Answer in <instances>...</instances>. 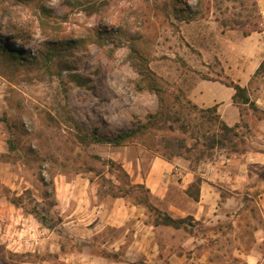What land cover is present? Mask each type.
<instances>
[{
    "label": "rangeland",
    "instance_id": "374dc122",
    "mask_svg": "<svg viewBox=\"0 0 264 264\" xmlns=\"http://www.w3.org/2000/svg\"><path fill=\"white\" fill-rule=\"evenodd\" d=\"M240 1L209 0L208 11L196 20L176 15L173 0L10 5L11 15L0 17V155L7 154L9 138L21 155L11 153L8 162L0 157V264H171L173 253L182 255L176 264H264V131L258 113L224 104L231 102L232 90L223 84L229 81L245 87L254 103L264 102V74H255L264 61V0ZM181 2L193 9L196 0ZM245 18L260 30L244 36L222 24ZM145 69L168 103L183 95L199 108L216 105L227 124L240 110V149L248 154L213 152L194 166L182 157L167 160L162 137L193 143L181 123L173 124L174 131L158 124L119 147L79 140L83 131L88 138L126 132L157 111L159 96L137 87L138 72ZM175 106L182 119L193 125L199 120L200 130H207L197 114ZM95 156L119 163L132 183L149 190V200L190 198L181 176L189 172L213 187L202 198H220L221 204L193 223V238L183 229L153 231L144 207L105 192L102 178L117 182ZM40 177H52V207L42 197ZM13 196L23 197L24 208L46 214L51 229L13 206ZM21 228L34 236L15 238ZM15 239L36 244L14 248Z\"/></svg>",
    "mask_w": 264,
    "mask_h": 264
},
{
    "label": "trees",
    "instance_id": "16d2710c",
    "mask_svg": "<svg viewBox=\"0 0 264 264\" xmlns=\"http://www.w3.org/2000/svg\"><path fill=\"white\" fill-rule=\"evenodd\" d=\"M8 1L9 5L4 6V2ZM176 4L175 14H181L187 20H196L204 17L206 11H208L209 0H196L195 6L193 9L185 6L181 0H173ZM250 1V0H245ZM27 0H0V17H6L11 15L10 5H26ZM241 5H244V1H240ZM252 5H256L255 2H252ZM183 6V7H182ZM42 12L46 11L45 7L41 8ZM184 19V18H182ZM44 19H40L39 24L41 26L44 25ZM222 24L226 27H230V29L237 28L239 29L244 36L250 35V33L254 31H259L257 23H251L248 18L244 20H223ZM17 35L20 36L18 33ZM3 51L5 49H2ZM10 57L18 61L20 57H18L16 51H10ZM255 74H264V61L257 67L255 70ZM139 80L137 87L139 90H148L150 92H154L159 96V107L157 111L153 114H148L146 116L145 122H139L136 127L131 128L126 132H119L114 135H107L104 137H96L90 136L88 138L87 132L83 131L81 135L78 136V139L86 142L87 139L94 141L95 143L106 144L113 147H119L126 145L131 142L135 138H139L147 134V131L151 128L156 127L158 124L166 125L170 131H174V123H181V128L184 132L190 131V136L193 139V143L189 146L186 145L185 138H179L178 136H168L162 137L160 139V145L163 149V157L167 160L172 159L173 157H182L188 161L189 166L196 165L200 160L205 158H210L213 155V152L222 151L229 154H243L246 153L245 149H240V145H242L243 135L239 132L240 123L236 122L233 125L226 124L220 117L217 112V106L213 105L208 108H199L196 104L192 103L190 100H187L183 95L174 96L172 103H168L164 100V93L161 88L157 85L155 76L149 69L140 70L138 72ZM226 87L231 88L233 90V94L231 96V103L233 106L237 108L241 107H249L254 113H258L259 120L264 121V110L259 109L256 104L251 100L248 91L245 87L240 86L238 83L233 81L223 83ZM177 105L178 108L187 107L190 109V113L194 116H198L197 120L200 119L208 124L207 130H200L201 124L198 120L194 125L191 124V121L182 119L179 112L175 108ZM242 114L239 110V116ZM72 121V118H70ZM190 125H192L193 129L189 130ZM78 130L79 127H76ZM12 138L7 140V154H1V160L4 162H8L10 159V154L15 153L13 157L20 154V149L15 147L13 144ZM95 159L100 161L101 163H105L107 165L108 170L113 174L114 179L117 183H113L112 181L105 180L102 178V181L108 185V190L105 191L109 195L113 197H127L131 198L135 203L134 205L142 206L146 209L148 214L152 217V226H168L174 229H183L184 231L191 233L193 229L188 226V223L193 219L190 216L183 218L172 217L169 214L159 210L156 206H154L148 197L149 190L145 188L143 184H134L129 178L127 172L123 169V167L111 160H102L99 156H95ZM81 171H92L89 168H81ZM52 176V175H50ZM43 187V199L50 198L47 202L49 207L54 206V186L52 177H49V180H45L44 178H39ZM201 179H194L185 189V194L192 198L194 201H197L199 198V190H200ZM100 189V187H99ZM22 196H13L10 198L9 202L15 207H21L26 213L32 215L36 221L39 222L45 228L51 229L49 222L50 218L46 214H44L40 209L35 206L31 208H24L22 203ZM99 255L105 256L107 258H116L115 254H108L104 251H99ZM17 255V254H14ZM22 255V254H21Z\"/></svg>",
    "mask_w": 264,
    "mask_h": 264
},
{
    "label": "crops",
    "instance_id": "0c3cea01",
    "mask_svg": "<svg viewBox=\"0 0 264 264\" xmlns=\"http://www.w3.org/2000/svg\"><path fill=\"white\" fill-rule=\"evenodd\" d=\"M232 94H233V90H232V92L228 93L230 98H231ZM255 103H256V105H257V107L259 109L264 110V102L262 101V99L257 98ZM224 104L231 105V102L230 103L226 102ZM220 108H221V105L218 108L219 112H220ZM221 119H222V115H221ZM236 122H239V113H238V116H237V120L233 121L232 123H228V125H233ZM258 124H259L258 127L260 129H263V131H264V121L259 120ZM246 154H248V153H243V154H241V156L245 157ZM227 160H230V158H228ZM183 167H186V164H184V162H183ZM242 172H244V170H242ZM190 175L191 174L189 172H185V174H181V176L183 178V181H184V186H188L192 182L193 179L191 178L192 176H190ZM211 189H213V187L210 186L208 184V182H206V181L201 179L200 190H199V198H198L197 201H194L192 198H150V202L154 206H156L159 210L169 214L172 217L183 218V217L190 216L193 220L188 223V226L191 227L193 229V231H194L193 223L195 221H197V222L198 221H202V222L205 221L206 220L205 217H207L209 212L213 213V211H216V207L218 209L219 204H221L220 203V198H202L203 197V193L204 192H206V193L210 192ZM212 194L213 193H211V195ZM260 196L264 197V193H262ZM263 201H264V198H263ZM182 202H184V204H182ZM98 209H99V212H100V208H98ZM13 211L18 212L14 208H13ZM13 211H10L8 213V214H10L11 218L15 217ZM1 213L4 215L5 214L4 210H2ZM8 214H6V215H8ZM20 216H22V215H20ZM15 219H18V218H15ZM149 226L151 228H153V231H160L162 229V230L177 232L178 230H181V229H174L172 227L163 226V225H159V226L149 225ZM26 232H27L26 229L21 228L20 232H16L15 233V235L17 236L15 238L21 237V235L23 233H26ZM27 233L31 237L34 236V233H32V232H27ZM192 235H193L192 233H189V236L191 238H193ZM34 244H36L35 240H33V241L29 240L28 241L29 247H32V246L35 247ZM11 245H14L13 246L14 248L15 247L19 248L20 245L23 246L22 241L20 239H18V240L15 239V241H12ZM177 252H178V250H177ZM181 256L182 255H179L178 253H173L171 255V258H170V263L171 264H176L175 262H177L179 260V258H181Z\"/></svg>",
    "mask_w": 264,
    "mask_h": 264
},
{
    "label": "built area",
    "instance_id": "2783aa9c",
    "mask_svg": "<svg viewBox=\"0 0 264 264\" xmlns=\"http://www.w3.org/2000/svg\"><path fill=\"white\" fill-rule=\"evenodd\" d=\"M23 244L24 245H28V241H23Z\"/></svg>",
    "mask_w": 264,
    "mask_h": 264
}]
</instances>
